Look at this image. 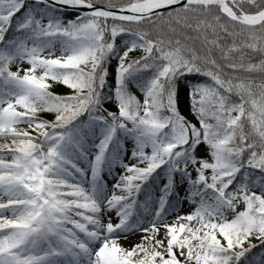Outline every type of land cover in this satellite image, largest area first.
<instances>
[{
	"label": "snow or ice",
	"instance_id": "snow-or-ice-1",
	"mask_svg": "<svg viewBox=\"0 0 264 264\" xmlns=\"http://www.w3.org/2000/svg\"><path fill=\"white\" fill-rule=\"evenodd\" d=\"M0 264H264V0H0Z\"/></svg>",
	"mask_w": 264,
	"mask_h": 264
},
{
	"label": "trees",
	"instance_id": "trees-1",
	"mask_svg": "<svg viewBox=\"0 0 264 264\" xmlns=\"http://www.w3.org/2000/svg\"><path fill=\"white\" fill-rule=\"evenodd\" d=\"M55 90L56 91H63V88H62V86H56Z\"/></svg>",
	"mask_w": 264,
	"mask_h": 264
}]
</instances>
